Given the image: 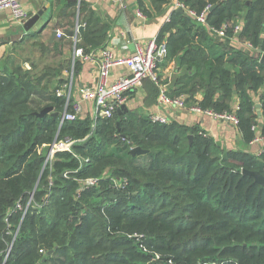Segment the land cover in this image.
<instances>
[{"label":"trees","instance_id":"16d2710c","mask_svg":"<svg viewBox=\"0 0 264 264\" xmlns=\"http://www.w3.org/2000/svg\"><path fill=\"white\" fill-rule=\"evenodd\" d=\"M137 2L150 19L172 0ZM178 2L197 14L214 9L207 25L179 10L165 23L158 40H167L166 59L182 69L170 96L183 94L193 104L200 93L199 106L218 114L238 100L245 141L254 139L256 124L264 135V64L256 59L264 52V0ZM82 5L77 47L90 55L106 47L109 26L93 16L83 21ZM224 25L219 38L212 28ZM35 43L51 53V46ZM79 67L76 61L75 75ZM32 68L24 72L9 57L0 65V264L10 247L6 264H264V185L243 173L264 177V154L223 150L197 129L140 114L79 116L61 125L66 98L57 91L69 81L60 79L68 66L41 76ZM144 82L158 103L160 87ZM45 108L59 116L39 117ZM65 140L74 142L71 152L47 162L55 142ZM134 148L147 153L133 156ZM89 178L100 182L81 190ZM113 179L128 185L117 189ZM135 235L144 236L147 252ZM153 254L161 261L151 262Z\"/></svg>","mask_w":264,"mask_h":264},{"label":"crops","instance_id":"0c3cea01","mask_svg":"<svg viewBox=\"0 0 264 264\" xmlns=\"http://www.w3.org/2000/svg\"><path fill=\"white\" fill-rule=\"evenodd\" d=\"M177 1L172 0L171 4L165 6L162 12L155 14L150 19L143 20L138 16V13L142 12L138 8L137 0H82L81 19L86 21L87 18L93 16L94 18H99L103 24L108 25V36L104 44L114 50L118 57H126L135 50L136 43L146 46L149 40L159 37L165 27L166 19L171 17L172 8ZM21 2L29 12L31 18L38 14L42 8H48L49 6L50 8L46 17L40 19L29 32L24 29V26L20 27L14 21L9 11L0 12V65L6 57L11 59L16 57L17 52H19L18 49L22 47L27 49L39 40L51 46L49 50H51L50 54L53 55V60L59 58L57 62H54V67L60 68V66L72 63V70L75 42L73 37L70 36V32H74L78 25H83V22H80L79 19L82 2L80 6L76 0H21ZM74 10L77 11L76 18L73 16ZM49 18L50 21L47 22ZM238 22L242 27V20ZM83 28L85 29V26ZM54 31L68 32V34L66 38L64 36L62 38L56 36L52 40V33ZM23 40H26V43L21 46L20 44L23 43ZM163 41L167 40L164 39ZM243 46L246 48L245 44ZM99 51L100 48L93 50L90 53L91 58L88 60L81 58L76 60L79 62L80 67L74 78L72 90L73 102L81 99L80 91L82 89L94 88L96 86L99 75ZM31 52L35 53L37 50H32ZM18 60L20 61L22 58ZM126 73V69L117 68L112 73V80ZM158 74L161 85L167 89L169 96L178 91L179 85L176 80L182 74V69L179 68L176 61L171 60V58L165 59L164 63L159 67ZM66 78L68 76L66 77V70H64L61 72L60 79L66 80ZM151 94H153V88L150 82H144L141 88L131 92L126 104L129 110L128 114H140L142 117H149L152 114L166 116L169 118L170 123L176 122L207 134L223 150L241 151L257 155L264 148V143L252 145V140L247 143L239 125L218 122L209 116L192 113L184 109L159 107L156 103V98ZM180 97L187 99L183 94ZM202 99L203 95L199 93V95H195L193 104L189 105L199 106ZM235 104H238V100H235L233 106ZM82 107L83 112L80 115L81 117L91 116L94 118V105L92 102L85 101L82 103Z\"/></svg>","mask_w":264,"mask_h":264},{"label":"built area","instance_id":"2783aa9c","mask_svg":"<svg viewBox=\"0 0 264 264\" xmlns=\"http://www.w3.org/2000/svg\"><path fill=\"white\" fill-rule=\"evenodd\" d=\"M80 6L82 0H76ZM183 9L184 12H187L190 17L196 20L201 25H207V16L211 8H206L201 14H197L193 11H187L186 7L177 3L172 8V13L175 10ZM9 11L14 19V21L20 26L23 27L26 22L31 18L29 12L21 2V0H0V12ZM138 16L146 20L147 17L142 13H138ZM171 22V17L166 19V23ZM82 25H78L74 31L73 40L75 42V51H74V60L73 68L70 72L69 81L64 85L63 89L57 91L59 97L66 98L65 110L61 115V125L65 122H73L78 119V117L83 112L82 103L83 102H92L94 105V120L99 118H111L114 112L118 111L122 106L126 105L129 99V94L143 86L145 80H151L153 83L157 84L160 87V94L158 97L157 105L162 108L169 109H184L192 113L203 114L211 117L213 120L218 122H225L239 125L240 120L238 118V112L240 106L235 104L231 112H226L223 114H218L214 111L204 110L198 105H189L186 102L184 97L172 98L168 95L167 89L160 84V77L158 74L159 64L165 60L168 56V46L167 41L159 42L158 37H155L148 41L146 46H143L141 43L135 44V50L126 57H118L114 50L109 47L101 49L100 52V62H99V75L96 86L94 88H86L80 91L81 99L79 101H72V90L74 85V65L78 58L83 60H88L91 58V55H86L82 48L77 47L80 41V29ZM242 27L240 25L235 28V36L240 33ZM213 32L219 38H224L226 36L228 25H224L221 28H212ZM58 38H62L64 33L58 32ZM236 42V41H234ZM246 48L253 50V45L250 43L245 44ZM264 53V52H263ZM260 53V57L263 55ZM260 61V60H259ZM117 68L126 69L127 73L122 75L115 80H112V73ZM71 107V109H69ZM261 110V109H260ZM149 120L155 124H169L170 120L166 116H161L157 114H152L149 116ZM252 131L255 133V137L252 140V145H260L264 143V135L261 133V127L259 124H256L252 127ZM201 135L207 137L208 135L200 132ZM74 142L71 140H65L60 142H55L51 147L48 156L47 162L53 160V157L58 152H71ZM264 154V148L256 156L261 157ZM89 160L87 159L86 162ZM65 177L68 176V173L64 174ZM115 188L124 190L128 182L127 180L113 179ZM100 179L89 178L83 182L81 190H84L88 187L98 185ZM20 208V206H19ZM137 242L142 243L141 248L144 251H148L143 245L144 236L135 235L132 236ZM12 247L7 251L5 261L3 264H6ZM41 253H44L41 251ZM161 261L160 254H153L151 262ZM169 264H173L172 261H169ZM215 264V263H214Z\"/></svg>","mask_w":264,"mask_h":264},{"label":"rangeland","instance_id":"374dc122","mask_svg":"<svg viewBox=\"0 0 264 264\" xmlns=\"http://www.w3.org/2000/svg\"><path fill=\"white\" fill-rule=\"evenodd\" d=\"M20 48V47H19ZM30 48V49H29ZM27 49H24L23 47L18 49L19 52H17V56L13 57V60H15L16 63H18V65H20L22 67V70L24 72H33V67L38 68L37 74L35 76H41L43 75L46 71H51L50 67H54L53 65L55 64L54 62H57L59 60H53L52 56L50 53L48 54H43L40 47L37 46V43H35L34 45H32L31 47H29ZM32 50H37V52L32 53ZM19 58H22V60H18ZM68 66V69H66V77L68 76L69 78V74H70V64L68 63V65L66 66H62V68H65ZM5 68V65H4ZM36 74V73H34ZM54 86H58L57 81H54L53 85Z\"/></svg>","mask_w":264,"mask_h":264},{"label":"water","instance_id":"95a60500","mask_svg":"<svg viewBox=\"0 0 264 264\" xmlns=\"http://www.w3.org/2000/svg\"><path fill=\"white\" fill-rule=\"evenodd\" d=\"M72 1H75V0H72ZM49 8H50V6L48 8H46V7L42 8V10H40L38 12V14H36L32 18H30L26 22V24L24 25V29L27 32H29L40 19L46 17V14H48V9ZM213 9L214 8H211L210 11H212ZM179 11L181 13H184L183 9H181ZM50 18H51V16H50ZM50 18L47 19V22L50 21ZM83 31H84V28L81 27V29H80L81 34L83 33ZM57 33H58L57 31H54L52 33V40L56 38ZM73 35H74V32H70V36L73 37ZM256 59L260 60V63L264 64V53H263V55L261 57L259 55H256ZM257 110H258V114L260 116V114H261L260 105L257 106ZM53 111H54L53 108H45L38 116L39 117H43V116H45L47 114H52L54 117H58L59 113H55ZM128 111L129 110H128L127 106L124 105L118 110V113L119 114H123V113H128ZM189 138H190V142H191L193 137L190 136ZM131 153H132L133 156H137V155H145L147 152L143 151L140 148H134ZM243 173L245 175H249V176L253 177L258 183H260L261 185H264V177L260 173H253V172H248V171H244Z\"/></svg>","mask_w":264,"mask_h":264}]
</instances>
